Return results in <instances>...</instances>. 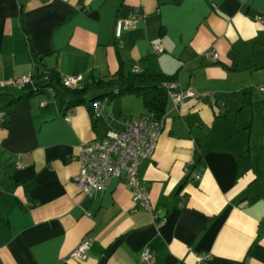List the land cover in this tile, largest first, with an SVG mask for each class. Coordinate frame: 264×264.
Here are the masks:
<instances>
[{"label":"crops","instance_id":"1","mask_svg":"<svg viewBox=\"0 0 264 264\" xmlns=\"http://www.w3.org/2000/svg\"><path fill=\"white\" fill-rule=\"evenodd\" d=\"M133 13L136 26L117 37L116 22ZM257 17L264 0H0V264H144L145 250L153 264H264ZM32 56L61 77L145 71L207 95L177 110L169 100L155 151L137 169L151 212L118 180L92 197L72 182L82 145L145 115L141 101L139 116L124 96L94 117L79 106L65 122L50 94L26 98L5 85L31 75ZM82 241L89 248L77 261Z\"/></svg>","mask_w":264,"mask_h":264},{"label":"built area","instance_id":"2","mask_svg":"<svg viewBox=\"0 0 264 264\" xmlns=\"http://www.w3.org/2000/svg\"><path fill=\"white\" fill-rule=\"evenodd\" d=\"M256 20L264 23V18L257 17ZM137 22L138 19L134 13L119 19L115 25V35L120 37L123 32L133 29ZM157 51L161 52L162 50L157 49ZM205 56L213 62L218 58L213 50H208ZM82 81L81 76L62 78L63 85L69 88L77 86ZM29 82L30 76H26L9 80L5 82V85L21 88ZM164 88L168 92L173 110H177L188 99L200 101L207 97L206 94H197L190 89H181L177 80L164 84ZM260 91H264V88H260ZM103 106V102L97 101L93 105V115H101ZM73 115V112L68 113L63 118L64 121L70 122ZM122 126L121 130L109 131L100 141L82 145L76 158L79 163V171L72 179L73 185L83 196L92 197L97 192L103 191L111 180H118L130 190L132 202L136 207L151 212L149 196L137 177V169L141 161L152 157L157 141L164 130V118L159 121L151 120L148 115L134 119L125 118ZM199 177L198 173L195 179H199ZM88 248L89 242L82 241L72 252L71 258L85 261ZM140 257L144 264L155 262L148 250L143 251Z\"/></svg>","mask_w":264,"mask_h":264},{"label":"trees","instance_id":"3","mask_svg":"<svg viewBox=\"0 0 264 264\" xmlns=\"http://www.w3.org/2000/svg\"><path fill=\"white\" fill-rule=\"evenodd\" d=\"M39 58L32 56V73L30 82L21 89L26 91L25 97L29 98L40 93H48L52 96L59 115L64 118L79 106H86L93 115V105L97 102H109L124 96H133L141 101L145 115L151 120L165 118L169 105L168 92L164 84L175 80L174 77L153 75L145 71L129 70L120 71L109 79H93L90 82L82 81L75 87L63 85L62 78L56 68H44L39 70ZM83 79V78H82ZM91 92L98 93L94 98H89ZM23 97V96H22ZM20 97V98H22ZM17 101L14 99L11 103ZM104 109V108H103ZM119 241L115 242L105 253L111 255Z\"/></svg>","mask_w":264,"mask_h":264},{"label":"rangeland","instance_id":"4","mask_svg":"<svg viewBox=\"0 0 264 264\" xmlns=\"http://www.w3.org/2000/svg\"><path fill=\"white\" fill-rule=\"evenodd\" d=\"M135 98H136V97H130L129 100H131L130 102H132L133 111H136V112H137L136 115H135V114H133V115H134V116H139L140 111H141V113H142L141 104H140V101L137 100V99H135ZM114 101H115V100H114ZM230 110H231V105H230ZM246 110H247V109H246ZM133 113H135V112H133ZM249 117H250V116H249ZM230 119L234 120V119H233V113H232V114L230 113Z\"/></svg>","mask_w":264,"mask_h":264}]
</instances>
